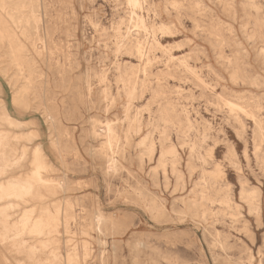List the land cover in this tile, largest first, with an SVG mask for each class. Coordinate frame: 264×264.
<instances>
[{"label":"rangeland","instance_id":"rangeland-1","mask_svg":"<svg viewBox=\"0 0 264 264\" xmlns=\"http://www.w3.org/2000/svg\"><path fill=\"white\" fill-rule=\"evenodd\" d=\"M0 101L7 263L264 264V0H0Z\"/></svg>","mask_w":264,"mask_h":264},{"label":"bare ground","instance_id":"bare-ground-1","mask_svg":"<svg viewBox=\"0 0 264 264\" xmlns=\"http://www.w3.org/2000/svg\"><path fill=\"white\" fill-rule=\"evenodd\" d=\"M134 3H137V0H134ZM138 45L139 44H137V46ZM135 48H136V46H135ZM138 48H139V46H138ZM140 48H142V47H140ZM140 52H138V53H140ZM0 104H2L1 101H0ZM25 124H26V122H20V121H17L15 119L11 118L9 115H7L4 108L2 106H0V129L4 128V130H0V143L3 140L7 139V136H8L7 134H8L9 130H11L13 128L18 129L22 125H25ZM110 133H112V132H110ZM114 134L112 133V135H114ZM114 140H116V139H114ZM113 143H115V142H113ZM109 146L111 147V144ZM39 152H40V147L38 146V147H36V149L34 151V157L32 160L33 174H32V176L30 175L31 177L25 176L23 178L16 179L13 182L6 183L5 185H0V203L4 202V203L8 204L5 207H3V209L0 208V243L11 242L12 246L17 245L18 247L20 246L24 250H29V252L31 253V259L32 260L35 258V253L32 249H28V246L23 243V237L22 236L30 235V236H33L34 240H36L35 238H37V236H40L42 234H49L51 232H55L56 226L58 225V222H59L58 221V215L45 212L43 217H38L35 220H31V215H30L31 212L25 210L24 212L19 214V216L15 220H12L9 222L7 220L8 214L5 212V210H6V208L10 207L11 205L13 206V205H17L19 203L20 204H26L28 202V199H29V201L35 200L34 198L41 200V197L43 194L41 191H43L45 193H49L51 195L53 194L52 191H53L54 186L53 187L52 186L50 187L49 185L47 186L46 180L42 179L39 176V173L43 169V166L41 164L42 159L39 160V156H38ZM3 155H4V153L0 152V156H3ZM22 155H23V153H22ZM4 160H6V159L3 156L2 161H4ZM7 165H8V162L6 161V163L4 164V167ZM5 171H8V169H6ZM6 173L7 172H5L3 174H6ZM10 173H12V172H10ZM9 201H14V202L9 204ZM0 260L3 264H9L5 261L4 256L1 254V252H0Z\"/></svg>","mask_w":264,"mask_h":264}]
</instances>
